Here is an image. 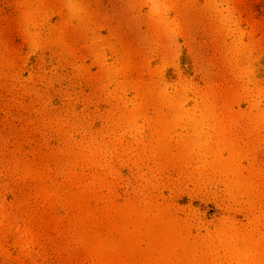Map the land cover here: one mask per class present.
Segmentation results:
<instances>
[{"label":"rangeland","instance_id":"1","mask_svg":"<svg viewBox=\"0 0 264 264\" xmlns=\"http://www.w3.org/2000/svg\"><path fill=\"white\" fill-rule=\"evenodd\" d=\"M0 264H264V0H0Z\"/></svg>","mask_w":264,"mask_h":264}]
</instances>
